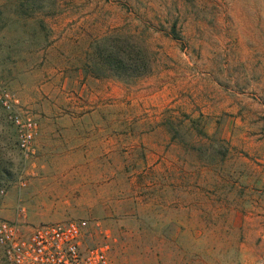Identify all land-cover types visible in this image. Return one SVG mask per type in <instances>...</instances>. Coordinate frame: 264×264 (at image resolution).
I'll return each mask as SVG.
<instances>
[{
	"label": "rangeland",
	"instance_id": "rangeland-1",
	"mask_svg": "<svg viewBox=\"0 0 264 264\" xmlns=\"http://www.w3.org/2000/svg\"><path fill=\"white\" fill-rule=\"evenodd\" d=\"M0 89L37 121L22 151L0 104V218L86 219L109 264H264V0H0Z\"/></svg>",
	"mask_w": 264,
	"mask_h": 264
},
{
	"label": "built area",
	"instance_id": "built-area-1",
	"mask_svg": "<svg viewBox=\"0 0 264 264\" xmlns=\"http://www.w3.org/2000/svg\"><path fill=\"white\" fill-rule=\"evenodd\" d=\"M16 103L14 94L0 89V104L18 129L19 148L33 152L37 121L31 114L15 110ZM88 231L86 219L43 223L25 229L18 218H0V249L7 264H109L107 244L84 245Z\"/></svg>",
	"mask_w": 264,
	"mask_h": 264
},
{
	"label": "trees",
	"instance_id": "trees-1",
	"mask_svg": "<svg viewBox=\"0 0 264 264\" xmlns=\"http://www.w3.org/2000/svg\"><path fill=\"white\" fill-rule=\"evenodd\" d=\"M114 56H118V52H115V50L113 51ZM111 59V62H113V64H111L112 66H116V68H122V66L124 65L123 60H115V58H113L112 56H109Z\"/></svg>",
	"mask_w": 264,
	"mask_h": 264
}]
</instances>
